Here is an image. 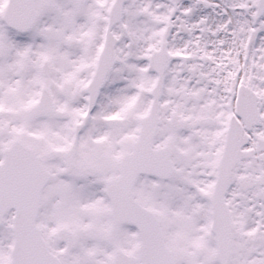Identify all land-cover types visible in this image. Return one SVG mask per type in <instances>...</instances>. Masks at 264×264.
Masks as SVG:
<instances>
[{"label": "snow or ice", "instance_id": "1", "mask_svg": "<svg viewBox=\"0 0 264 264\" xmlns=\"http://www.w3.org/2000/svg\"><path fill=\"white\" fill-rule=\"evenodd\" d=\"M0 264H264V0H0Z\"/></svg>", "mask_w": 264, "mask_h": 264}]
</instances>
